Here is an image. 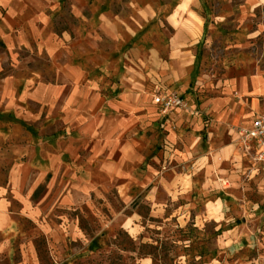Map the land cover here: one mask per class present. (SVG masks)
<instances>
[{
    "label": "rangeland",
    "instance_id": "rangeland-1",
    "mask_svg": "<svg viewBox=\"0 0 264 264\" xmlns=\"http://www.w3.org/2000/svg\"><path fill=\"white\" fill-rule=\"evenodd\" d=\"M33 1L5 38L32 45L0 44V184L13 166L28 179L9 197L15 259L26 237L38 264H264V157L245 138L264 119V0ZM35 35L113 106L78 103ZM248 77L262 96L233 111L231 161L193 166L165 143L186 103ZM173 96L184 107L162 114Z\"/></svg>",
    "mask_w": 264,
    "mask_h": 264
},
{
    "label": "crops",
    "instance_id": "crops-1",
    "mask_svg": "<svg viewBox=\"0 0 264 264\" xmlns=\"http://www.w3.org/2000/svg\"><path fill=\"white\" fill-rule=\"evenodd\" d=\"M34 5L36 6V3L33 0H0V9L5 11V14L0 16L2 24L0 43L3 45V49L9 51L11 47L15 50L18 46L27 48L32 45L33 37H23V41L18 45H15L16 41H14L11 47L7 45L5 38L11 36L15 39V9L28 8ZM22 33L24 35V32ZM38 34L40 35V32ZM34 38L36 45L49 57L56 71L64 74L70 80L73 88L76 89V94L78 95L80 91L85 94L84 78L81 71L77 67L67 64H57L61 57L59 46H55L47 40H38L37 35ZM69 49L70 47L65 48V50ZM258 80L255 77L233 80L227 83L224 89L226 91L214 100L199 97L195 102L186 103L183 112H178L172 122L168 121L166 123V133H163L165 143L168 146L180 144V155L187 162L194 164L193 166L203 165L205 162L207 167L216 168L224 162L231 161L234 155L233 146L231 145V132L232 128L237 126L236 121L239 120L238 117L233 116V111L236 108L243 109L245 100L250 95L252 97L262 96V94L260 95L255 91V81ZM83 93L79 95L78 103L91 104L96 111L103 104L113 106L111 102L102 103L103 98L100 96L96 99L95 95L87 96ZM76 97L78 99V96ZM1 99L10 102L11 95L6 94L5 97L1 94ZM249 108L252 109V104ZM129 131H131V127L124 134ZM137 162H139L137 163L139 165L141 160ZM11 169L6 176L5 184H0V264H38L31 249L30 240L26 237L19 238L18 258L15 259L18 230L15 215L17 213L11 209L9 197L11 199L19 198V191L27 187L26 182L28 179L24 176V172L21 171L20 173L19 171L18 173V171L13 170L15 169L14 166ZM204 180L208 182L207 177ZM35 188L30 191L31 195L35 192ZM25 216L30 219L29 214H25Z\"/></svg>",
    "mask_w": 264,
    "mask_h": 264
},
{
    "label": "built area",
    "instance_id": "built-area-1",
    "mask_svg": "<svg viewBox=\"0 0 264 264\" xmlns=\"http://www.w3.org/2000/svg\"><path fill=\"white\" fill-rule=\"evenodd\" d=\"M162 108L161 113L165 114L168 110L174 109L178 111L184 107V101L179 97L162 98L159 103ZM245 138L256 143L260 158L264 157V119H259L254 122L251 130L247 131Z\"/></svg>",
    "mask_w": 264,
    "mask_h": 264
},
{
    "label": "trees",
    "instance_id": "trees-1",
    "mask_svg": "<svg viewBox=\"0 0 264 264\" xmlns=\"http://www.w3.org/2000/svg\"><path fill=\"white\" fill-rule=\"evenodd\" d=\"M57 35L60 36V33H57ZM0 44H1V43H0ZM1 47H3L2 44H1ZM49 180H50V176L48 175V176L46 177L45 181L48 182ZM40 190H42V187H41V186H39V187L35 190V192L33 193V196H32V199H33V200H35V198L38 196Z\"/></svg>",
    "mask_w": 264,
    "mask_h": 264
}]
</instances>
